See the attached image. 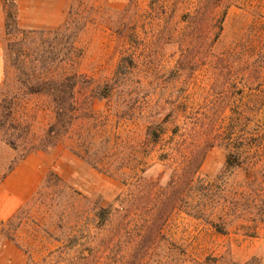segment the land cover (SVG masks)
Wrapping results in <instances>:
<instances>
[{
  "label": "rangeland",
  "instance_id": "1",
  "mask_svg": "<svg viewBox=\"0 0 264 264\" xmlns=\"http://www.w3.org/2000/svg\"><path fill=\"white\" fill-rule=\"evenodd\" d=\"M66 1L1 0L0 81L6 8L14 13L16 9L23 28H56L71 16L77 28H83V54L72 70L104 86L124 82L117 70L123 58L132 59L127 80L143 86L136 98L141 104H155L159 119L169 118V130L179 124L184 132L198 131L213 115L220 128L232 116L251 119L252 125L264 119V0H73L64 19L60 14ZM220 20L223 30L217 38ZM130 88L117 87L109 98L93 100L92 107L98 116L109 117L111 140L127 147L129 138L135 139L143 151L147 125L117 117ZM35 103L31 100L29 108H36ZM35 119L41 132L50 117L42 112ZM257 138H247V143ZM134 146L121 156L131 157ZM186 151H162L166 161L159 160L160 151L152 152L143 165L139 161L147 168V185L128 187L76 156L66 144L23 157L0 137V177L6 175V186L22 190L17 217L2 218L0 247L3 234L14 236L9 241L24 250L27 264H264L263 222L248 228L253 221L232 217L226 232L220 233L176 208L162 214L160 198L171 190L175 195L172 178L184 165ZM227 156L225 146L212 144L196 178L225 179L238 202L264 195L263 181L258 192L252 191L246 170L227 169ZM129 190L134 192L135 209L115 201ZM101 208H107L103 221Z\"/></svg>",
  "mask_w": 264,
  "mask_h": 264
},
{
  "label": "trees",
  "instance_id": "2",
  "mask_svg": "<svg viewBox=\"0 0 264 264\" xmlns=\"http://www.w3.org/2000/svg\"><path fill=\"white\" fill-rule=\"evenodd\" d=\"M16 14V9L14 13L6 8L7 42L3 46V78L0 81V137L9 146L21 151L25 157L38 150L66 144L76 156L128 187L147 185L144 174L147 168H142V165L152 152L160 151L159 160L166 161L167 153L164 154V151L172 148L174 152L182 153L187 150L184 165L172 178L175 195L171 190L164 199L160 198L159 207L163 215L167 216L169 209L176 208L178 212L206 222L220 233L226 232V224L232 217L240 219L245 216L244 220L253 221L254 224L248 228L258 227L259 222L264 223V195L238 202L231 197L233 191L224 183L227 182L225 179L223 182L196 178L205 153L212 144L217 143L228 150L227 169L246 170L250 178L248 187L258 192L259 181L264 184V166L260 169L259 165L264 164V119L252 125L251 119L232 116L228 124L220 128L216 115H213L208 116L198 131L184 132L179 124L169 130V118L159 119L161 111L154 110L155 104H141L138 100L141 98H136L143 91V86L137 80H127L126 76L132 73L129 69L132 59L123 58L117 70V76L123 78L124 82L118 80L114 84L100 86L72 70L83 54L79 47L83 28H77L79 24L76 20L70 16L56 28H23ZM225 16L226 12L222 20ZM222 20L217 38L223 30ZM117 87H131L129 100L120 105L123 108L117 113L118 119L143 121L147 125V141H141L143 151L138 150L135 139L129 138L127 147L123 142L111 140L107 130L109 117L98 116L93 110V100L109 98ZM34 99L36 108L31 109L28 104ZM42 112L48 113L50 120L38 132L35 117ZM252 136H257V140L247 143V138ZM132 143L135 146L132 147L131 157L121 156V151ZM139 161H143L141 166ZM5 178L6 175L0 177V184ZM158 182L161 183V178ZM158 182L155 185H160ZM236 185L242 187L240 183ZM166 192L167 188L164 190ZM123 193H119L115 201L135 209L134 192L129 190L126 197ZM164 193H161V197H164ZM106 209L101 208L99 212L102 221ZM17 215L18 212L8 220ZM4 223V220L0 221V225ZM3 232V229L0 230L1 234ZM3 235L7 240H15L14 236Z\"/></svg>",
  "mask_w": 264,
  "mask_h": 264
},
{
  "label": "crops",
  "instance_id": "3",
  "mask_svg": "<svg viewBox=\"0 0 264 264\" xmlns=\"http://www.w3.org/2000/svg\"><path fill=\"white\" fill-rule=\"evenodd\" d=\"M73 0H67V7H64L61 10V16L66 15V10L69 9ZM1 6V0H0ZM64 17V16H63ZM66 17H64L65 19ZM67 20V19H66ZM65 20V21H66ZM65 23V22H64ZM61 26V25H60ZM10 179V178H9ZM8 179H6L0 185V217L2 218H11L16 212L22 197L21 189H13L6 186ZM15 251L14 254H11L10 251ZM0 259L5 260V264H27V255L22 248L11 243L9 240L4 239L3 245L0 247Z\"/></svg>",
  "mask_w": 264,
  "mask_h": 264
}]
</instances>
